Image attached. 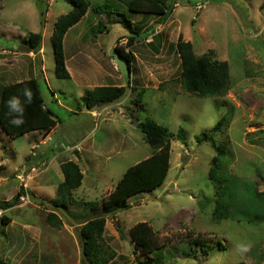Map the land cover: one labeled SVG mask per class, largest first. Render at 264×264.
<instances>
[{
  "label": "rangeland",
  "instance_id": "obj_1",
  "mask_svg": "<svg viewBox=\"0 0 264 264\" xmlns=\"http://www.w3.org/2000/svg\"><path fill=\"white\" fill-rule=\"evenodd\" d=\"M175 1L176 8L165 17L142 18L117 0H92L118 8L120 16L141 26L127 49L134 54L133 72L115 52L116 44H127L132 35L126 23L107 13L100 25L90 13L66 35L72 78L60 79L51 35L57 18L72 4L0 0V84L37 78L46 106L61 120L50 131L14 139L1 133L0 206L21 195L13 206L0 207V264H86L80 227L102 214L103 198L126 169L151 155L139 126L146 118L174 133L171 168L161 187L131 197L129 209L107 215L105 250L115 252L109 264L147 259L135 252L130 232L140 222H147L164 243L152 254L159 264H264V221L257 222L254 212L217 221L208 174L223 144L232 156L231 175L243 188L264 190V0ZM31 32L43 35L39 53L18 47ZM179 36L193 44L197 55L213 50L228 62L232 85L224 96L200 98L184 90L178 80ZM106 84L128 91L116 102L97 106L93 116L83 105L84 91ZM140 90L143 108L134 101ZM223 116L229 123L222 132L205 137ZM179 129L185 131L184 141L177 136ZM66 160L77 162L85 177L72 197L80 203L59 208L52 202ZM49 212L59 216L61 225L47 221ZM239 244L250 250L239 252Z\"/></svg>",
  "mask_w": 264,
  "mask_h": 264
},
{
  "label": "trees",
  "instance_id": "obj_2",
  "mask_svg": "<svg viewBox=\"0 0 264 264\" xmlns=\"http://www.w3.org/2000/svg\"><path fill=\"white\" fill-rule=\"evenodd\" d=\"M68 1L72 4V8L57 18L51 35L56 76L60 79L72 78L66 64L64 41L69 29L79 23L86 14L90 15V13L98 18L100 25L104 24L103 14L118 15L117 17L123 20L130 29L132 35L129 36L127 44L119 45L117 43L115 52L127 62L131 75L134 67V54L131 50L127 51V49L140 36L141 26L132 22L128 17L120 16L121 11L116 7L112 8L108 3L93 5L92 0ZM117 1L123 3L132 14H140L142 18L165 17L176 8L175 0ZM41 15L43 17L45 11ZM42 41L43 35L41 32H31L19 42L18 47L23 52L39 53L42 49ZM176 50L181 62V72L178 80L187 93L206 98L224 96L230 90L232 85L230 66L227 61L218 59L213 50L199 56L195 53L193 44L184 40L182 36H179L176 42ZM25 87L32 90L33 101L25 106L24 124L18 127L13 126L9 122L11 117L8 115L9 110L6 101L14 95L20 96L23 101L21 93ZM127 91L126 86L112 84L95 86L84 91L82 102L85 107L93 110L100 104H109L122 99ZM142 91L144 92V90H140L134 99L140 108H143L144 105L141 103ZM58 121L61 120L45 104L41 85L37 78L31 77L18 82L0 84V136L1 133H4L14 139L33 131H50L56 127ZM226 123H229V119L223 116L209 131L204 133V136L215 137L227 126ZM141 133L152 148L151 155L126 169L109 196L103 198L102 214L89 218L80 227L83 261L86 264H109L115 257L114 251L107 253L105 250L104 233L107 215L129 209L131 207L129 202L131 197L139 193L153 191L161 187L167 180L171 168L174 133L152 118H146L141 123ZM177 136L184 141L186 138L184 129H179ZM227 152L226 145L221 144L217 147V154L213 158L208 173L215 188L214 218L217 221L235 220L245 218L248 214L254 212L257 222L264 221V190L251 189L247 186L243 188L240 185L239 179L236 180V177L230 173L232 156H229ZM61 170L64 179L58 185L56 198L53 200L52 205L66 208L71 202L80 203L72 197L74 190L82 185L85 175L80 165L74 160L62 162ZM20 195L19 193L15 197L14 202ZM14 202L3 204L0 207L3 209L9 208L15 204ZM83 203L86 206L97 204L96 202V204H93L85 201ZM47 221L56 226L61 225V219L54 212L47 214ZM130 232L136 244L135 252L138 249L140 251L138 254L147 256V259L140 260L137 264H151L150 261L159 264L157 260H154L152 254L163 249L164 243L161 242L154 229L147 222H140L134 225ZM201 246L203 249L205 244L202 242ZM222 248H224V245L220 244L219 249Z\"/></svg>",
  "mask_w": 264,
  "mask_h": 264
},
{
  "label": "clouds",
  "instance_id": "obj_3",
  "mask_svg": "<svg viewBox=\"0 0 264 264\" xmlns=\"http://www.w3.org/2000/svg\"><path fill=\"white\" fill-rule=\"evenodd\" d=\"M21 95L23 96V101L20 96H12L6 101L8 107V115L11 117L10 123L13 126H21L25 122V106L29 105L33 101V92L30 88L25 87L22 90ZM238 251L241 253H247L250 250V245L239 244L237 245Z\"/></svg>",
  "mask_w": 264,
  "mask_h": 264
},
{
  "label": "crops",
  "instance_id": "obj_4",
  "mask_svg": "<svg viewBox=\"0 0 264 264\" xmlns=\"http://www.w3.org/2000/svg\"><path fill=\"white\" fill-rule=\"evenodd\" d=\"M92 112H93V116H96L95 113L97 112V110H96V109H93ZM96 117H97V116H96ZM44 132H45V131H44Z\"/></svg>",
  "mask_w": 264,
  "mask_h": 264
},
{
  "label": "water",
  "instance_id": "obj_5",
  "mask_svg": "<svg viewBox=\"0 0 264 264\" xmlns=\"http://www.w3.org/2000/svg\"><path fill=\"white\" fill-rule=\"evenodd\" d=\"M140 127H141V125H139ZM76 153H78L77 151H76Z\"/></svg>",
  "mask_w": 264,
  "mask_h": 264
},
{
  "label": "built area",
  "instance_id": "obj_6",
  "mask_svg": "<svg viewBox=\"0 0 264 264\" xmlns=\"http://www.w3.org/2000/svg\"><path fill=\"white\" fill-rule=\"evenodd\" d=\"M201 7V6H200Z\"/></svg>",
  "mask_w": 264,
  "mask_h": 264
}]
</instances>
